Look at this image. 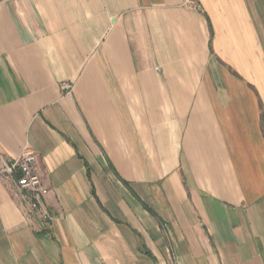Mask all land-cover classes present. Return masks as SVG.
I'll return each instance as SVG.
<instances>
[{"label": "crops", "instance_id": "0c3cea01", "mask_svg": "<svg viewBox=\"0 0 264 264\" xmlns=\"http://www.w3.org/2000/svg\"><path fill=\"white\" fill-rule=\"evenodd\" d=\"M0 264H264V0H0Z\"/></svg>", "mask_w": 264, "mask_h": 264}, {"label": "built area", "instance_id": "2783aa9c", "mask_svg": "<svg viewBox=\"0 0 264 264\" xmlns=\"http://www.w3.org/2000/svg\"><path fill=\"white\" fill-rule=\"evenodd\" d=\"M184 4L196 5L197 0H184ZM17 175L16 187L21 200L44 219L48 218L42 198L49 189L45 183L42 169L36 154L23 151L15 159H7L0 154V177L13 179Z\"/></svg>", "mask_w": 264, "mask_h": 264}]
</instances>
